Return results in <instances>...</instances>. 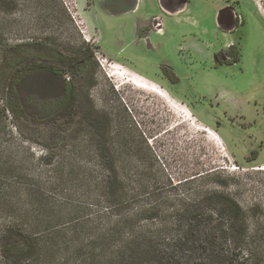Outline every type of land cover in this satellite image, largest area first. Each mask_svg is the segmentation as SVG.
Instances as JSON below:
<instances>
[{
	"label": "rangeland",
	"instance_id": "obj_1",
	"mask_svg": "<svg viewBox=\"0 0 264 264\" xmlns=\"http://www.w3.org/2000/svg\"><path fill=\"white\" fill-rule=\"evenodd\" d=\"M76 1L0 0V76L4 49L20 43L66 55L84 44L94 52L88 70L96 66L93 80L88 75L76 85V101L65 110L68 121L56 119V125L52 120L69 78L66 73L59 77L30 68L19 79L16 89L27 116L46 121L38 125L7 110L0 82V178L18 177L20 190L29 180L43 185L63 158L76 166L79 179L87 168L96 171V148L106 143L118 151L119 160L151 164L149 176L165 181L161 185L166 195L216 189L244 209L264 208V0H235L241 24L229 35L217 32L210 18L223 0H190L194 9L174 16L161 13L162 35L152 37L161 54H144L153 62L144 69L113 60L93 38H84ZM142 3L141 10L150 8ZM86 16L94 18L91 5ZM227 43L236 57L214 63L211 53ZM164 69L173 70L179 82L162 78ZM129 78L155 83L166 96ZM59 123L65 135L53 144ZM103 131L106 142L96 135ZM184 183L189 184L180 186Z\"/></svg>",
	"mask_w": 264,
	"mask_h": 264
},
{
	"label": "trees",
	"instance_id": "obj_2",
	"mask_svg": "<svg viewBox=\"0 0 264 264\" xmlns=\"http://www.w3.org/2000/svg\"><path fill=\"white\" fill-rule=\"evenodd\" d=\"M93 55L84 44L73 55L34 43L6 47L0 82L7 110L35 125L46 122L27 116L16 90L18 73L45 59L55 65L40 67L70 76L52 120L68 121L76 85L88 75L93 80ZM65 130L57 124L51 142L62 141ZM96 135L107 141L105 131ZM117 152L103 143L96 171L87 168L79 179L63 158L43 185L21 178V191L18 177L0 178V264H264V208L244 209L216 189L166 195L165 181L149 176L151 164L130 165Z\"/></svg>",
	"mask_w": 264,
	"mask_h": 264
},
{
	"label": "crops",
	"instance_id": "obj_3",
	"mask_svg": "<svg viewBox=\"0 0 264 264\" xmlns=\"http://www.w3.org/2000/svg\"><path fill=\"white\" fill-rule=\"evenodd\" d=\"M144 1L149 9L141 10L143 0H82V3L78 0L77 15L102 53L115 61L133 64L137 69L149 68L153 67V62H147L143 55L151 51L161 54L160 44L152 37L162 35V32L152 27L151 20L158 15L163 0ZM90 5L94 8L93 20L86 16ZM165 60L171 63L169 59Z\"/></svg>",
	"mask_w": 264,
	"mask_h": 264
},
{
	"label": "flooded vegetation",
	"instance_id": "obj_4",
	"mask_svg": "<svg viewBox=\"0 0 264 264\" xmlns=\"http://www.w3.org/2000/svg\"><path fill=\"white\" fill-rule=\"evenodd\" d=\"M237 7H238L237 2L235 0H223V3L218 8L219 11L216 13V15L215 14L210 15V18L213 22V25L215 26V28H217V32L220 31L223 34L229 35L232 31H234V29L238 25L241 24L240 16L236 10ZM189 8L194 9L190 5V0H163L162 6L158 9V11H159L158 15H156V17H154L151 20L152 27L155 28L157 30V32H163L162 28L164 26V21H163V16H160L161 13L168 14L170 16H174L177 13H181V12H184L185 10H188ZM186 16L188 18H193V16H191L190 14H187ZM87 36H88V40H90L92 38L89 34H87ZM232 49H233V46L229 45V43H227V45L224 48L218 49L215 53H211V54H214V55H211L212 60L214 61V63H224V62L227 63V62H229L231 58L236 57L235 53H231ZM40 63H42V65H48V66L55 65L54 62H51V61H48L45 59H43V60L37 59L26 70H28L30 68H42L39 66ZM121 63H124V62H121ZM43 69L46 70L45 68H43ZM26 70H23V71L18 73V75H17L18 81ZM131 70H133V69H131ZM162 71L164 72V74L161 73L162 78H165L169 83L173 84L174 82H172V81L174 79H178V82H179V77L176 73H174L173 70H168V71H170V73L167 71V69H164ZM67 79H70V76ZM17 84H18V82H17ZM174 84H176V83H174ZM60 101H61V99H60Z\"/></svg>",
	"mask_w": 264,
	"mask_h": 264
},
{
	"label": "bare ground",
	"instance_id": "obj_5",
	"mask_svg": "<svg viewBox=\"0 0 264 264\" xmlns=\"http://www.w3.org/2000/svg\"><path fill=\"white\" fill-rule=\"evenodd\" d=\"M115 68V67H114ZM114 74H118L119 76H121L122 78H125L123 76V74L119 73L118 71H115ZM135 81H133V78H129V81H132L133 83L139 85L140 87H144V88H147V89H150L156 93H158L159 95H162V96H166L165 94V90L162 89L161 86H158L157 84L155 83H149V82H146V81H142V80H139L137 78H134ZM262 169H264V166L262 167Z\"/></svg>",
	"mask_w": 264,
	"mask_h": 264
},
{
	"label": "built area",
	"instance_id": "obj_6",
	"mask_svg": "<svg viewBox=\"0 0 264 264\" xmlns=\"http://www.w3.org/2000/svg\"><path fill=\"white\" fill-rule=\"evenodd\" d=\"M81 22V21H80ZM78 23V22H77ZM78 25H80V23H78ZM81 31L84 33V38H86L87 39V33H86V31H84L83 29H81Z\"/></svg>",
	"mask_w": 264,
	"mask_h": 264
}]
</instances>
